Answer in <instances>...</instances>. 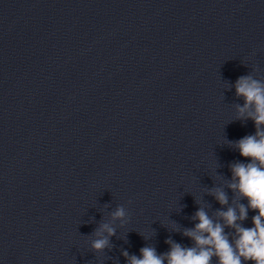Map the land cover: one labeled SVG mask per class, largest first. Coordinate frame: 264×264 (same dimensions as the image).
<instances>
[{"label":"clouds","instance_id":"9594fccd","mask_svg":"<svg viewBox=\"0 0 264 264\" xmlns=\"http://www.w3.org/2000/svg\"><path fill=\"white\" fill-rule=\"evenodd\" d=\"M234 87L236 95L244 99L243 106H238L237 119H251L256 129L255 134L234 143L241 157L250 161L230 165L232 177L228 187L235 194L236 206L217 212L223 223L214 222L203 208L198 209L193 217L198 223L183 233L193 241V246L184 247L166 240L170 249L163 254H157L153 247H142L139 257H129L124 252L129 264H165V260L167 264H211L213 257L218 264H245L248 261L264 264V82L250 75L240 76ZM211 194L221 206L228 205L227 194L222 189H213ZM241 199L247 200V204L238 203ZM249 210L255 211L256 215L252 217V227H244L242 222L248 218ZM112 215L114 219H123L125 210L118 207ZM225 227L234 229V240L229 239ZM103 230L109 236L115 234L113 228L104 224L96 235ZM108 244L107 237L99 238L92 241V248L102 251Z\"/></svg>","mask_w":264,"mask_h":264}]
</instances>
